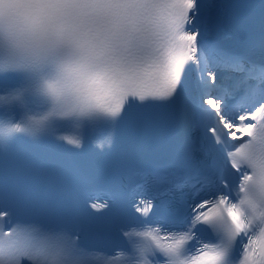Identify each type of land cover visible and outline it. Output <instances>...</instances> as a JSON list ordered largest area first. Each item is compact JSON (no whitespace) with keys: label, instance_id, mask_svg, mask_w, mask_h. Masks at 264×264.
<instances>
[{"label":"snow or ice","instance_id":"snow-or-ice-1","mask_svg":"<svg viewBox=\"0 0 264 264\" xmlns=\"http://www.w3.org/2000/svg\"><path fill=\"white\" fill-rule=\"evenodd\" d=\"M0 264H264V0H0Z\"/></svg>","mask_w":264,"mask_h":264}]
</instances>
